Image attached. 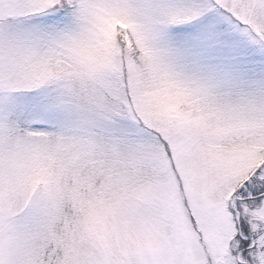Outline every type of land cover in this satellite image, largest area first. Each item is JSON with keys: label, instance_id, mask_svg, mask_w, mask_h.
Masks as SVG:
<instances>
[{"label": "snow or ice", "instance_id": "snow-or-ice-1", "mask_svg": "<svg viewBox=\"0 0 264 264\" xmlns=\"http://www.w3.org/2000/svg\"><path fill=\"white\" fill-rule=\"evenodd\" d=\"M0 264H264V0H0Z\"/></svg>", "mask_w": 264, "mask_h": 264}]
</instances>
